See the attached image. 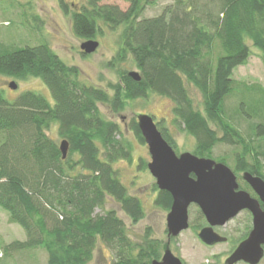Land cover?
<instances>
[{
  "label": "trees",
  "instance_id": "16d2710c",
  "mask_svg": "<svg viewBox=\"0 0 264 264\" xmlns=\"http://www.w3.org/2000/svg\"><path fill=\"white\" fill-rule=\"evenodd\" d=\"M100 1L81 0L71 12L75 37L96 39L102 34L99 23L121 28L115 60L131 57L141 78L137 82L121 75L120 85L108 86L114 91L111 98L81 80L79 70L47 44L7 47L0 42V77L39 79L52 98L25 91L10 103L0 89V133L5 137L0 142V209L25 232L24 240L2 246L0 264L11 254L38 249L46 253L44 264H88L98 243L111 252L109 264L160 261L165 243L147 237L135 244L122 219L112 210L104 212L110 197L133 224L144 218L140 199L129 195L113 168L115 162L131 160L129 145L119 125L103 118L100 103L119 113L125 99L166 98L194 139L198 157L212 158L219 144L232 146L237 151L232 170L264 180V88L233 78L252 50L264 63V0H172L150 17L143 15L149 0H125L126 11ZM59 7L69 14L63 0ZM189 86L199 92L202 109L195 107ZM242 121L249 127L247 135ZM53 125L69 145L65 159L47 135ZM156 127L175 151L167 133ZM130 130L144 145L136 121ZM139 163L138 168L146 167ZM171 201L169 193L158 190L154 205L169 212ZM202 221L198 215L196 231Z\"/></svg>",
  "mask_w": 264,
  "mask_h": 264
},
{
  "label": "rangeland",
  "instance_id": "374dc122",
  "mask_svg": "<svg viewBox=\"0 0 264 264\" xmlns=\"http://www.w3.org/2000/svg\"><path fill=\"white\" fill-rule=\"evenodd\" d=\"M63 1L68 6L69 14H65L59 7V0H0V42L7 47L34 46L45 43L66 65L79 70L81 80L87 85L104 90L110 98L113 97L114 91L108 86L120 85L122 80L120 78L123 74L138 73L131 57L127 56L122 61H119L117 57V60H115L119 49L121 28L111 30L99 23L102 34L97 35V38L94 39L98 42V49L94 53L84 55L81 53L79 46L89 39L75 37L70 17L72 11L79 9L81 0ZM172 3V0H149V5L144 9L143 15L144 17L156 16L160 14L162 8ZM100 4L115 5L122 11H126L129 7L125 0H101ZM252 51L254 53L248 58V63L234 70L233 78L237 82L260 84L264 88V63L261 62L257 52ZM10 82L16 83L15 90L9 88ZM0 89L10 103H13L25 91L40 93L52 102L50 92H48L44 83L36 78L18 81L0 77ZM188 90L195 107L202 109L199 92L191 86L188 87ZM124 102L125 106L119 113L111 111L109 107L101 103L98 105V110L104 119L116 122L119 125L122 139L129 145L131 160L115 162L113 168L116 170L120 182L126 186L129 195L137 196L140 199L144 209V218L137 224H133L129 217L125 216L118 203L110 197H107L103 206L104 212L112 210L122 219L128 237L135 244L141 243L148 237V239L161 241L165 244L169 242V249L184 264H223L226 254L231 251L234 240L239 235L237 231L231 232L235 227V223L229 222L227 227L220 230V233L230 235V242L213 247L204 245L200 242L196 235L197 231L193 228L194 225H197L199 214L196 205H191L188 210L189 228L182 231L177 238H170L169 240L166 226L168 212L154 205L158 187L147 169L150 161L147 145L146 143L141 145L137 141L130 127L133 120L136 121L138 115L146 114L150 116L154 123L161 130H164L173 141L176 155L189 152L198 157L194 150V139L185 132L180 121L175 119L172 114V103L168 99L155 94H148L143 99L132 101L125 99ZM233 102L234 99L229 101L230 104ZM243 121L240 123L243 127L241 131L247 135L249 127ZM211 128L218 135L221 133L214 125H211ZM3 135V133H0V142L4 141L5 137ZM47 135L55 140L57 145L62 141L57 135L55 125L51 127ZM235 152L237 151L232 146L219 144L210 159L217 162L215 158H225L226 163L224 164L232 170L235 164ZM139 162L146 164V167L144 169L138 168L140 166ZM233 172L236 171L233 170ZM243 173H235L236 178H241ZM95 213L101 215L103 211L96 209ZM201 224L204 226L203 221ZM24 239L25 232L23 229L17 224L8 222L7 213L0 209V251L2 252V246L15 240L21 241ZM45 261L46 253L38 249L30 254L24 252L22 254H11L10 258L5 259V264H44ZM112 261L111 252L98 243L93 258L88 264H109ZM260 264H264V259Z\"/></svg>",
  "mask_w": 264,
  "mask_h": 264
},
{
  "label": "water",
  "instance_id": "95a60500",
  "mask_svg": "<svg viewBox=\"0 0 264 264\" xmlns=\"http://www.w3.org/2000/svg\"><path fill=\"white\" fill-rule=\"evenodd\" d=\"M81 53L88 55L98 49V42L89 39L79 46ZM129 78L140 81L137 72L128 74ZM9 88L16 89V83L10 82ZM137 127L150 155L147 169L155 180L158 190L171 195V207L166 217L167 236L177 238L189 228L188 210L196 205L204 215L206 224L198 238L204 245L213 246L223 243L225 238L213 231L214 226H223L241 209L248 208L254 214V227L249 237L240 243L225 264L244 261L257 264L263 257L264 212L258 209V202L252 200L245 191H237L236 175L224 163L212 159L196 157L191 153L176 155L171 146L164 141L154 120L146 114L136 117ZM59 151L65 159L69 150L67 141L59 143ZM254 176V175H253ZM244 172L241 176L252 190H255L264 205V181ZM160 261L151 264H183L169 249V242L164 245Z\"/></svg>",
  "mask_w": 264,
  "mask_h": 264
},
{
  "label": "flooded vegetation",
  "instance_id": "af4514ba",
  "mask_svg": "<svg viewBox=\"0 0 264 264\" xmlns=\"http://www.w3.org/2000/svg\"><path fill=\"white\" fill-rule=\"evenodd\" d=\"M253 177L260 178V176H253ZM236 180H237V185H238L237 191H245V192H247L248 195H249V197L252 200H255V201L258 202V209L260 211H263L264 212V205H263V203L259 199V197H258L257 193L255 192V190H252V188L250 187L249 183L246 180H244L243 177L242 178H236ZM197 213L199 214L200 217H202V220H203V223H204V226H201V228H199L198 231H197V233H196V235L198 236L199 231L203 227L208 226V224H206L205 217L200 212V210L198 209V207H197ZM253 219H254L253 211L249 210L248 208H244V209H241L240 211H238V213L231 220L225 222V224H223V226H214L213 227V231L216 234H219L220 236H222V237L225 238V241L223 243H217V244H214L213 246L218 245V244H224V243L230 242V235L229 234H225L224 235V234L220 233V230H223L224 227H227V225L229 224V222H231V223L234 222L235 223V227H234L233 230H231V232L232 231L233 232L237 231V233H239V235L234 240L233 247H232L231 251H229L226 254V257L224 259V263L223 264H225L226 259H228L231 256V254L240 245V243H242L243 241H245L249 237V235L251 234L250 232L253 230V227H254ZM213 246H209V247H213ZM261 247H262L263 253H264V244L261 245ZM263 259H264V254H263V257L261 258V260L257 264H260V262ZM237 263L248 264L247 262L245 263L244 261H238L235 264H237Z\"/></svg>",
  "mask_w": 264,
  "mask_h": 264
}]
</instances>
